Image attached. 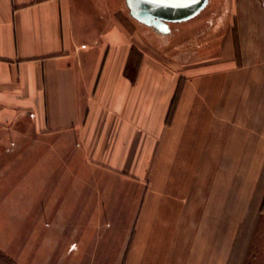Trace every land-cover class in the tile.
I'll use <instances>...</instances> for the list:
<instances>
[{
  "label": "crops",
  "instance_id": "1",
  "mask_svg": "<svg viewBox=\"0 0 264 264\" xmlns=\"http://www.w3.org/2000/svg\"><path fill=\"white\" fill-rule=\"evenodd\" d=\"M229 6L221 40L186 61L157 43L172 30L160 33L107 0H0V126L36 145L51 139V150L76 151L83 166L125 179L144 180L150 166L163 167L164 205L137 207L136 221L112 235L121 240L116 264L228 262L235 229L220 237L212 207L197 198L204 169L213 168L211 192L220 166L233 182L236 167L246 181L252 167L264 176V0ZM22 197H6L8 206ZM5 216L4 231L22 230ZM58 230L47 241L51 260L90 254L85 241L74 249L66 238L61 246ZM39 234L33 250L25 245L34 264L45 263ZM98 236V254L85 261L106 262L100 239L107 235ZM11 247L10 237L0 241L9 256Z\"/></svg>",
  "mask_w": 264,
  "mask_h": 264
},
{
  "label": "rangeland",
  "instance_id": "2",
  "mask_svg": "<svg viewBox=\"0 0 264 264\" xmlns=\"http://www.w3.org/2000/svg\"><path fill=\"white\" fill-rule=\"evenodd\" d=\"M229 4L230 0H210L190 21L170 22L171 39L157 41L160 49L171 57L193 60L198 47L226 33L231 17ZM107 5L117 12L121 9L124 16L129 15L126 0H107ZM37 142L38 145L33 136H19L0 126V241L6 237L12 240L11 258L17 264L19 258L26 259V264H34L35 255L27 254L25 245H32L33 250L34 238L41 232L44 264H116L114 259L121 240L116 242L112 235L125 233L118 228L136 221L137 207L164 205L162 193L167 184L163 181V167L150 166L144 180L135 181L83 166L76 151L51 150L54 143L51 139ZM254 169L251 168L246 181L243 168L236 167L233 182L232 173L220 166V183L211 192L213 168H205L202 187L197 189V198L201 197L203 206L212 207L213 221L218 219L220 237L225 235V227L235 229L227 264H264V176L259 179ZM18 193L23 197L8 206L6 197ZM211 195L216 197L210 198ZM20 207L30 213L8 215L10 208L17 212ZM4 214L6 219L19 221L22 230L4 231L1 225ZM52 229H59L58 234L63 235L61 246L66 238L74 249L85 241L90 254L82 257L78 253L63 263L57 262V258L51 260L47 241L56 233ZM105 233L107 236L100 240L106 246V262L85 261L98 254V235Z\"/></svg>",
  "mask_w": 264,
  "mask_h": 264
},
{
  "label": "water",
  "instance_id": "3",
  "mask_svg": "<svg viewBox=\"0 0 264 264\" xmlns=\"http://www.w3.org/2000/svg\"><path fill=\"white\" fill-rule=\"evenodd\" d=\"M210 0H126L130 14L138 21L168 33L170 22L194 18Z\"/></svg>",
  "mask_w": 264,
  "mask_h": 264
},
{
  "label": "trees",
  "instance_id": "4",
  "mask_svg": "<svg viewBox=\"0 0 264 264\" xmlns=\"http://www.w3.org/2000/svg\"><path fill=\"white\" fill-rule=\"evenodd\" d=\"M175 102H176V99H174V102H173V104H172V110H173V105H175ZM172 110L170 111V115H171ZM262 208L264 209V204H263V207H262ZM1 263H2V264H17V263L15 262V260H13V259L11 258V256L5 254L4 252H2V251L0 250V264H1Z\"/></svg>",
  "mask_w": 264,
  "mask_h": 264
}]
</instances>
